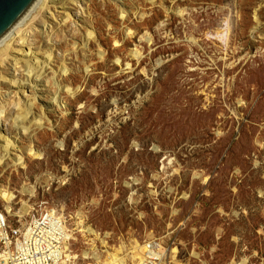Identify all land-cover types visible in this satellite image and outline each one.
<instances>
[{"label": "rangeland", "instance_id": "rangeland-1", "mask_svg": "<svg viewBox=\"0 0 264 264\" xmlns=\"http://www.w3.org/2000/svg\"><path fill=\"white\" fill-rule=\"evenodd\" d=\"M66 2L72 20L53 7L28 34L41 60L53 52L46 71L12 69L19 90L0 79L14 223L60 208L82 237L160 238L177 264H264V0ZM29 104L41 124L24 133L14 120Z\"/></svg>", "mask_w": 264, "mask_h": 264}, {"label": "bare ground", "instance_id": "bare-ground-1", "mask_svg": "<svg viewBox=\"0 0 264 264\" xmlns=\"http://www.w3.org/2000/svg\"><path fill=\"white\" fill-rule=\"evenodd\" d=\"M114 1L121 2L122 0ZM129 1L135 2V0ZM149 1L151 3L156 2V0ZM66 4V0H39L35 7L32 9V11L28 14V16L22 21V23L11 33L8 38H6L3 42L0 43V79L7 77L6 79H3V81H9L13 89H23L26 87V84H21L19 80H16L14 74L10 73L12 69L15 68L17 70L19 65H24L23 67H25L28 71L29 80L33 77L39 76L40 73L45 72L46 69L49 67V63L51 62V60L54 59L53 52H48L47 57L44 56L42 60L38 56H36L37 54L33 52L32 45L30 46L28 44L30 40L28 34L31 33V31L40 32L41 28H44L50 23V18H54L53 7L62 10L61 12L64 13L65 16L62 20L64 24L72 20L74 18V15L72 16V14L69 13V8ZM38 7L40 8V17L42 16L41 20L37 22L38 16H36L32 21H30L33 17V10ZM122 10V18L127 19L128 16H126V9ZM45 13L49 14L50 18L46 17ZM28 22H30L31 24L28 26V29L24 30L26 25H28ZM85 28V35H87V37L85 38L83 44L84 48L91 41H96V37L93 32V27L86 25ZM131 32L132 30L129 31V34H131ZM37 70H39V72H36ZM61 72L64 75L68 74L69 69L66 67V65H62ZM31 83L32 82H30V84ZM13 103L14 102L10 103L9 105L13 106ZM16 106L18 107L19 104ZM27 108L28 110H23L20 108V110L18 111L19 115L14 120V126L18 124V121L21 120L22 117H24L25 122L28 121L27 124H23L20 129V131H23L24 133H28L34 123L41 124V120H38L37 118L33 119V116L31 120H28L29 113L33 110V105L29 104ZM4 109L5 107H0V129L4 125V122H2L4 114L6 112ZM0 139L3 140V142H8L4 146L6 154L5 156H3L2 159H0V163H2L3 160L7 158L9 154H11V147L10 139L2 136L1 134ZM27 191L32 192L33 194V191H30L29 189H27ZM0 196L6 201L7 211L3 212L12 214L14 212V200L17 198V196L13 192L4 189H0ZM30 209L31 208L27 204H25L24 212L29 213ZM50 210L51 209H48L47 212H53ZM3 212L0 213V217H2V219L4 220L6 215ZM56 214L57 213L54 211L53 215L55 216ZM35 215L37 214H34L30 221H32L33 218L38 217ZM28 224L23 225V223L21 222L19 226L21 227V229H23L27 228L29 226ZM50 227L51 230L47 232L46 236H51L59 229H61V231L63 232V234L58 238H50L51 243H46L47 247H53L56 250L54 251L56 252L57 256L62 260L60 264H86L81 263L83 261H79L81 256H92V259L88 262V264H121V261L124 259L123 257L128 259V262L126 264H168L167 259L170 257L169 250L172 247V245H170L171 243L169 244L170 248H167L162 246L161 241L157 243L156 239L150 241L145 240L141 242L137 239H128L126 241L121 242L119 246H116L110 244L111 238L107 234L104 235L102 232H98L91 228L86 229V233L89 235V238L87 239L85 236H83L85 238V242H87L88 245L87 249L83 250V252H80V254H76L73 249H70L73 248V243L76 242L73 237L76 233L72 231L71 227H59L58 225H51ZM5 230V232H11V227L8 228V231L7 229ZM28 232H31V229H29ZM151 241L155 244L154 248L152 250H149L148 245L151 243ZM100 244L103 248V254L99 248ZM159 245L161 247H159ZM54 251L51 252L52 255L55 254ZM43 259L44 257L41 258V260Z\"/></svg>", "mask_w": 264, "mask_h": 264}, {"label": "built area", "instance_id": "built-area-1", "mask_svg": "<svg viewBox=\"0 0 264 264\" xmlns=\"http://www.w3.org/2000/svg\"><path fill=\"white\" fill-rule=\"evenodd\" d=\"M136 193H134L131 197V201H136L138 197L135 196ZM134 205H138L135 203ZM48 209H51L50 211L53 212H47ZM43 208L40 212L35 213L38 216L37 218H33L32 221H29V226L27 228L21 229V227L14 223V221L11 219V217L8 215V213L3 212L6 217L3 220L2 217H0V264H60L62 260L57 256L56 250L53 247H47L46 243H51L50 238H58L63 234L61 229L57 230L54 234L51 236H46L47 232L51 230V225H58L61 226H74L75 221L78 220V213L75 215L68 214L65 211H60V208H57L54 210V208ZM54 211L57 213L55 216L53 215ZM51 213V214H48ZM1 216V215H0ZM141 221H144L143 218ZM7 226V227H6ZM11 227V232L8 231V228ZM31 229V232H28L29 229ZM7 229L8 232H5ZM77 231V230H76ZM176 231H172L171 234L169 233L168 240H177L179 234L175 233ZM131 234H128L129 237ZM119 237V235H116ZM145 235H143L144 238ZM168 234L163 235L162 237L166 239ZM75 241H79L78 243H74V248L78 247V251L82 250V242L85 244L84 238L80 233L75 234L74 236ZM148 238L147 236H145ZM142 238V239H143ZM116 246L120 245L121 239L120 237L118 240L113 239ZM163 240V239H162ZM157 243L160 242V238L156 239ZM155 243H151L148 245L149 250H152L154 248ZM163 247L170 248L169 242H165L163 240L162 242ZM159 247H161L159 245ZM55 250V251H54ZM182 248H180L179 252H182ZM54 251L55 254H51V252ZM83 252V250H82ZM123 253V252H121ZM179 255V254H177ZM172 256V255H171ZM44 257L43 260L41 258ZM85 258V259H84ZM124 259L121 261V264H126L128 262V259L123 257ZM171 258V257H170ZM92 256L84 257L81 256L79 261H83L81 263L88 264L89 261H91ZM115 260V259H114ZM173 263L177 264L176 260L174 258L171 259ZM169 260L168 262H171ZM186 260V259H185ZM93 261V260H92ZM167 262V263H168ZM95 264V263H92ZM185 264L186 261H185Z\"/></svg>", "mask_w": 264, "mask_h": 264}, {"label": "water", "instance_id": "water-1", "mask_svg": "<svg viewBox=\"0 0 264 264\" xmlns=\"http://www.w3.org/2000/svg\"><path fill=\"white\" fill-rule=\"evenodd\" d=\"M39 0H0V43L28 16Z\"/></svg>", "mask_w": 264, "mask_h": 264}]
</instances>
